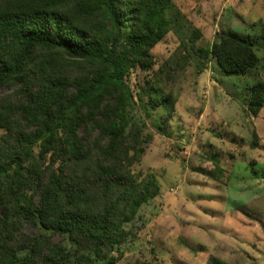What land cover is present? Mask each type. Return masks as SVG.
Here are the masks:
<instances>
[{
    "label": "trees",
    "instance_id": "trees-1",
    "mask_svg": "<svg viewBox=\"0 0 264 264\" xmlns=\"http://www.w3.org/2000/svg\"><path fill=\"white\" fill-rule=\"evenodd\" d=\"M181 18L172 0H0V264L117 261L124 225L159 191L132 170L151 135L131 116L128 79ZM260 38L264 50V23ZM252 45L226 29L193 58L243 74L258 62ZM146 92L151 108L174 102L160 84ZM263 104L259 81L247 109Z\"/></svg>",
    "mask_w": 264,
    "mask_h": 264
},
{
    "label": "rangeland",
    "instance_id": "rangeland-1",
    "mask_svg": "<svg viewBox=\"0 0 264 264\" xmlns=\"http://www.w3.org/2000/svg\"><path fill=\"white\" fill-rule=\"evenodd\" d=\"M172 1L179 25L150 49L152 67L128 79L131 116L151 135L132 170L153 173L159 191L124 225L130 234L114 264H264V104L247 109L249 87L264 82V0ZM191 28L201 32L194 42ZM226 29L253 43L258 62L243 74L224 73L214 58L194 61ZM153 83L172 106L151 108Z\"/></svg>",
    "mask_w": 264,
    "mask_h": 264
}]
</instances>
